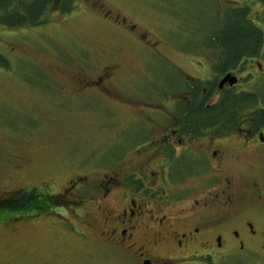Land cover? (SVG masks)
<instances>
[{"label": "rangeland", "instance_id": "rangeland-1", "mask_svg": "<svg viewBox=\"0 0 264 264\" xmlns=\"http://www.w3.org/2000/svg\"><path fill=\"white\" fill-rule=\"evenodd\" d=\"M245 4L264 30L258 0H74L67 13L51 8L46 24L12 28L1 23L0 52L9 66L0 67V199L36 188L54 202L52 195L75 176L86 178L90 190L108 175L131 171L128 152L145 129L155 127L150 115L161 112L168 122L169 104H161L163 94L153 87L162 81L166 88L179 85L173 68L195 77L212 68L214 52L189 48L199 45L204 24L217 20L223 7ZM185 22L198 31L190 33ZM126 26H134V33ZM260 59L264 68V56ZM242 64L257 67L252 60ZM104 66L114 70L104 83L109 96L96 88L79 89ZM123 150L122 163L117 157ZM80 189L76 186L69 197L76 202L81 197L83 206L0 222V264H138L132 250L113 246L101 234L115 224L105 220L116 214L109 210L121 208L117 193L101 201L91 190L79 195ZM141 222L134 243L148 240L144 247L153 259L171 256V233L148 219ZM153 241L159 242L157 252ZM182 264L237 263L198 254Z\"/></svg>", "mask_w": 264, "mask_h": 264}, {"label": "flooded vegetation", "instance_id": "flooded-vegetation-1", "mask_svg": "<svg viewBox=\"0 0 264 264\" xmlns=\"http://www.w3.org/2000/svg\"><path fill=\"white\" fill-rule=\"evenodd\" d=\"M126 27L129 33H134V26ZM189 49L216 53L200 44ZM263 56L264 48L259 56L245 60L256 61V68H244L241 63L235 68L216 69L214 61L212 68H202L201 77L173 68L179 85L166 88L162 81L157 88L153 87L163 94L161 104H169L168 116L165 114L167 124L161 112L155 113L157 117L151 114L155 127L144 128L145 136L128 152L132 162L129 167L133 169L122 177L108 175L89 186L90 194L101 201L110 193H117L115 201L121 208L109 210L108 214H116L105 220L109 223L112 218L116 225L101 234L113 246L132 250L138 264H182L198 254L203 258L218 255L223 263L253 264L256 260L264 264V68L260 59ZM7 66L8 60L7 65L0 67ZM110 70L114 71L110 66L100 68L95 80L81 81L84 83H79V89L96 88L109 96L104 83L113 77ZM224 93L235 98L233 117L204 122L198 127L191 120L187 122L192 106L215 107L230 100L223 99ZM139 121L143 126L146 118ZM126 152L118 155V160L125 159L127 154L121 160ZM74 178L69 187L52 195L55 203L50 199L53 205L47 211L58 213L57 208L83 206L81 197L80 202L70 197H74L76 186H81L79 195L86 194V178L81 175ZM141 219L171 233L169 245L174 248L171 256L157 255L153 259L144 247L148 240L141 246L134 243ZM162 242L168 244L169 240ZM156 243L159 244L152 242L155 252Z\"/></svg>", "mask_w": 264, "mask_h": 264}, {"label": "trees", "instance_id": "trees-1", "mask_svg": "<svg viewBox=\"0 0 264 264\" xmlns=\"http://www.w3.org/2000/svg\"><path fill=\"white\" fill-rule=\"evenodd\" d=\"M264 7V0H258ZM74 0H0V24L12 28L25 25L39 26L45 21L46 13L51 8L59 7L62 13H67L73 7ZM53 5V6H52ZM185 21L187 19H184ZM251 15L250 6H225L218 14V19L204 24V35L199 42L204 48L214 50L215 63L213 68H235L247 58L257 57L264 48V30ZM189 32L198 31L189 25ZM7 65V60L0 53V66ZM221 104L204 108L194 105L188 120L196 127L208 121H222L233 117L235 98L224 93ZM53 203L49 202L43 191L36 188L20 189L11 192L0 199V222H7L12 217L30 215L38 217L48 212Z\"/></svg>", "mask_w": 264, "mask_h": 264}, {"label": "water", "instance_id": "water-1", "mask_svg": "<svg viewBox=\"0 0 264 264\" xmlns=\"http://www.w3.org/2000/svg\"><path fill=\"white\" fill-rule=\"evenodd\" d=\"M224 79H227V76Z\"/></svg>", "mask_w": 264, "mask_h": 264}]
</instances>
